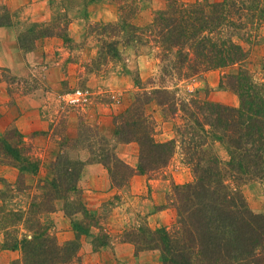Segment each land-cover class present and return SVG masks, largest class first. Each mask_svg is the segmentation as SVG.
<instances>
[{"label": "trees", "instance_id": "trees-1", "mask_svg": "<svg viewBox=\"0 0 264 264\" xmlns=\"http://www.w3.org/2000/svg\"><path fill=\"white\" fill-rule=\"evenodd\" d=\"M140 1L123 0L121 7L135 13ZM163 1L165 7L156 11L148 26L151 41L160 48L162 61L166 62L163 72L190 79L210 70L237 67L236 72L225 75L228 79L223 83L240 96L241 105L229 106L193 93L188 98L178 96L177 91L140 86L142 92L136 93L133 103L115 116V137L140 147L138 166H131L109 148H103L102 156L90 160L108 169L114 187L127 185L136 174L153 176L172 160L177 139L155 138L157 124L148 106L157 104L172 120L179 115L177 133L190 138L183 141L182 149L194 164L196 179L174 187L177 220L172 227L147 225L142 234L130 231L129 241L137 251L159 250L161 264H264V213L252 211L241 191L233 190L229 184L232 179L240 183L264 180V82L256 80L245 67L250 55L245 44L257 38V29L264 24V0H197L192 4ZM90 2L85 0V6ZM12 15L0 5V27L11 25ZM34 25L40 30L35 32L31 27L18 35L25 50L34 49L37 39L64 37V28L55 23ZM128 26L135 40L139 27L132 22ZM27 36H31L28 45ZM210 134L213 138L207 142ZM217 142L227 150L228 160L216 153L213 146ZM90 151L95 154L92 146ZM197 160L204 161V165L196 164ZM0 163L34 173L43 161L37 147L13 125L0 139ZM83 166L82 160L62 152L53 178L40 180L34 187L43 191L34 193L28 210H8L6 205H0V235L3 232L6 248L21 250V264H70L78 257L79 237L89 233L90 225L86 215L90 210L79 185ZM225 167L230 173L224 171ZM17 183L18 191L33 187L25 183L23 174ZM58 201L67 216L83 215V219L73 220L78 238L66 244L59 243L42 218L44 213L57 209Z\"/></svg>", "mask_w": 264, "mask_h": 264}, {"label": "rangeland", "instance_id": "rangeland-1", "mask_svg": "<svg viewBox=\"0 0 264 264\" xmlns=\"http://www.w3.org/2000/svg\"><path fill=\"white\" fill-rule=\"evenodd\" d=\"M16 1L0 0V5L12 12V23L9 26L16 27L19 33L31 27L37 32L40 27L34 24L41 22L55 23L59 28H64L65 38H49L56 37L61 41L62 49L59 53L56 52L55 59L61 62L59 72L63 79L54 96L55 103L60 106H56L57 109L65 113L54 123V143H46L38 134L32 135L33 141L30 142L37 147L44 163L40 170L33 173L18 169L19 175L14 182L0 178V205H6L8 210L29 209L34 193L43 191L34 187L40 180L53 178L56 161L62 152L80 160L81 151L86 150L88 158L85 162L94 163L89 158H99L104 153L103 148H109L131 166L137 167L140 147L136 142L125 143L115 137V116L133 103L136 93L142 92L140 86L147 90L165 88L177 91L178 96L188 98L193 93L229 106L241 105L240 96L223 83L228 79L225 75L236 72L237 67L210 70L190 79H180L174 72H163L166 62L162 61L160 48L151 41V30L148 29L155 19L156 11L165 7L163 0H141L135 13L121 7L123 0H91L88 6H85V0H28L27 3ZM184 1L192 4L197 0ZM130 22L139 27L135 40L129 32ZM257 30V38L250 44H245L250 53L245 67L250 69L256 80L264 82V24ZM27 38L26 45L29 44L31 36ZM45 38L48 37L37 39L34 49L37 42ZM20 47L24 51H30L21 45ZM167 68L170 69L171 66ZM45 70L40 67L36 71L37 76L27 79L25 90L42 85V74ZM0 79L20 88L16 78L3 69L0 70ZM78 87L88 91L91 104L85 107H61L59 95ZM148 112L157 124L155 138L158 141L177 139L176 153L168 166L155 172L153 176L136 174L127 185L120 187L112 185L110 173L101 163L107 170L106 176L110 183L106 189L93 191L82 184L83 166L79 185L84 191L85 204L90 210L86 214L90 224L89 233L80 235L79 255L70 264H161V252L157 249L137 251L135 244L128 239L132 238L129 232L133 230L136 234H142L147 225L152 228L172 227L177 220L174 187L193 182L196 177L194 164L190 163V157L182 149L183 141L188 142L190 138L177 133L176 124L180 123V116L174 120L166 118L155 103L148 106ZM66 113L78 115L76 130L69 129L64 116ZM209 127L207 126L208 129ZM106 132H110L112 136L108 138ZM195 138L196 136L192 139ZM212 138L210 134L206 141L211 142ZM90 146L95 154L89 150ZM213 147L223 160L229 159L227 150L219 142ZM194 162L204 165L201 160ZM224 171L229 172L228 167ZM27 173L31 176L27 177ZM22 174L25 183L33 186L31 189L17 190L18 178ZM229 184L233 190L241 191L252 211L257 214L264 213V180L240 183L232 179ZM57 204L55 211L44 213L42 218L50 225L59 243L66 244L78 238L73 220L83 219V215L77 214L71 218L62 210V203L58 201ZM12 230L15 229L12 227ZM2 249L12 250L13 253L0 252V264H21V250L6 248L3 232L0 235V250Z\"/></svg>", "mask_w": 264, "mask_h": 264}, {"label": "crops", "instance_id": "crops-1", "mask_svg": "<svg viewBox=\"0 0 264 264\" xmlns=\"http://www.w3.org/2000/svg\"><path fill=\"white\" fill-rule=\"evenodd\" d=\"M8 1L17 2L16 0ZM21 1L28 2V0ZM18 35V29L14 26L0 27V70L10 73L20 85V88H15L14 84H8L4 79H0V139L6 129L16 125L28 141L32 142V135L38 134L37 136L46 143H54V123H57L61 115L65 113L57 109L56 106L59 104L55 103L54 96L55 90L59 89L63 79L62 73L59 72L61 62L55 59L56 52L59 53L62 49L61 41L56 37H48L38 41L35 49L24 51L18 43ZM40 67L46 69L42 74L44 75V79L41 80L42 85L25 90L26 80L37 76L36 71L38 72ZM64 116L69 129L76 130L78 115L66 113ZM105 135L108 138L112 136L110 132H106ZM36 142L35 139L34 143ZM87 158L88 152L82 150L80 160L85 162ZM85 164L81 179L83 186L91 191L108 188L110 181L104 166L101 163L89 161ZM18 175V169L0 165V178L14 182ZM25 175L31 176L29 173ZM0 252L1 254L13 253L12 250L6 249Z\"/></svg>", "mask_w": 264, "mask_h": 264}, {"label": "built area", "instance_id": "built-area-1", "mask_svg": "<svg viewBox=\"0 0 264 264\" xmlns=\"http://www.w3.org/2000/svg\"><path fill=\"white\" fill-rule=\"evenodd\" d=\"M60 105L67 107H85L91 104V97L87 90L78 87L59 95Z\"/></svg>", "mask_w": 264, "mask_h": 264}]
</instances>
